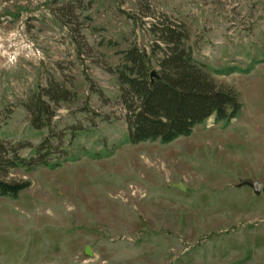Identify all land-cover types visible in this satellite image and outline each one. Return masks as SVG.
<instances>
[{
	"label": "rangeland",
	"instance_id": "obj_1",
	"mask_svg": "<svg viewBox=\"0 0 264 264\" xmlns=\"http://www.w3.org/2000/svg\"><path fill=\"white\" fill-rule=\"evenodd\" d=\"M154 17L185 26L194 61L241 109L131 145L107 70L133 45L150 51ZM50 82L75 99L34 130L23 105ZM50 135H63L59 167L9 172L30 186L0 197V264H264V0H0V139Z\"/></svg>",
	"mask_w": 264,
	"mask_h": 264
},
{
	"label": "trees",
	"instance_id": "obj_2",
	"mask_svg": "<svg viewBox=\"0 0 264 264\" xmlns=\"http://www.w3.org/2000/svg\"><path fill=\"white\" fill-rule=\"evenodd\" d=\"M161 18L163 20L154 17L148 29L154 38L149 52L133 45L120 53V64L115 69L107 70L116 77L118 101L124 111L127 141L131 145L156 141L169 144L190 136L195 126L211 117L215 122H228L241 109L238 94L231 87L217 86L204 67L194 61L185 26ZM232 71L235 70H229ZM97 93L103 97L101 92ZM74 99L73 92L50 82L34 93L23 107L30 126L41 130L51 125L61 103ZM80 130L73 128L71 138ZM62 141L63 135H50L32 148L29 144L0 139V197L15 199L30 186L27 181L8 179L11 170L59 167L61 162L55 155ZM25 148H32L33 153L28 158L19 154ZM62 151L60 155L67 161V152Z\"/></svg>",
	"mask_w": 264,
	"mask_h": 264
},
{
	"label": "water",
	"instance_id": "obj_3",
	"mask_svg": "<svg viewBox=\"0 0 264 264\" xmlns=\"http://www.w3.org/2000/svg\"><path fill=\"white\" fill-rule=\"evenodd\" d=\"M155 75L154 72L151 73V77ZM249 187L252 189L253 193L258 196L261 193L262 186L260 185L259 182L253 181L251 179H244L239 182V187ZM174 188L180 190V191H185V188L179 184L173 185Z\"/></svg>",
	"mask_w": 264,
	"mask_h": 264
}]
</instances>
